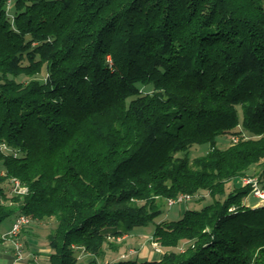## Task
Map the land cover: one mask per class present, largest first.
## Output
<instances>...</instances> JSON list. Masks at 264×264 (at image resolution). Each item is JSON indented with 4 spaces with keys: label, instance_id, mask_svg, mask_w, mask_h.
<instances>
[{
    "label": "trees",
    "instance_id": "trees-1",
    "mask_svg": "<svg viewBox=\"0 0 264 264\" xmlns=\"http://www.w3.org/2000/svg\"><path fill=\"white\" fill-rule=\"evenodd\" d=\"M255 167L264 190V0H0V226L55 220L48 264H99L203 191L161 258L100 264H264Z\"/></svg>",
    "mask_w": 264,
    "mask_h": 264
},
{
    "label": "rangeland",
    "instance_id": "rangeland-1",
    "mask_svg": "<svg viewBox=\"0 0 264 264\" xmlns=\"http://www.w3.org/2000/svg\"><path fill=\"white\" fill-rule=\"evenodd\" d=\"M45 76V75H44ZM23 78V77H22ZM231 136H223L220 138V143H225L223 147H226L227 145L230 144L231 141ZM209 145H195L192 149L191 152V157H197L200 155H203L206 153ZM257 172H259V168L255 167L251 172H250V177L248 176L244 181V183H248L250 180H255L257 176ZM252 184V183H248ZM234 185L231 183L229 184L228 190L232 191ZM179 197V196H178ZM177 199V198H176ZM221 199V198H220ZM173 200V199H172ZM254 200V199H253ZM170 201V200H169ZM256 201V200H255ZM213 202L212 197L209 195L207 191L200 192L199 194L196 195L194 201L189 202V204H186L185 202L183 203H178L173 206H169L167 202L162 201V214L159 216L153 223L150 224V226L144 228H137L141 231H135L134 233H131L129 235H126L122 238H110V242L113 244H116V247H119L117 250H112L109 246V244L105 245V250H106V256L104 259H99V264L104 262V261H116L120 259H128V258H139L140 260L142 259H154V258H161L165 251L167 250L164 248L159 242L155 241L152 237V234L157 226V224H160L163 221H173V220H178L181 218L183 215V212L186 209H199L200 207H203L204 205L210 204ZM15 217H11L7 220H5L1 226H0V232L1 233H7L14 221ZM31 226H35V228L38 229V236H34L33 241L38 243V247H45L48 243V234L50 231L56 226V221L51 219L47 221H37L34 223L32 222ZM9 229V230H8ZM4 233V234H5ZM19 241L23 245V250H24V256L27 251V247L21 238V235L19 236ZM109 242V243H110ZM10 243V242H9ZM11 245V243H10ZM13 246L10 249L5 245L0 246V256H2L4 253L10 250L13 253V259H14V251H13ZM159 249L161 251H159ZM36 257V255L34 256ZM93 259V256L87 253H83L79 256V261L82 262V264H91V261ZM26 259L24 258L20 262H24ZM39 264H48V259H44Z\"/></svg>",
    "mask_w": 264,
    "mask_h": 264
},
{
    "label": "built area",
    "instance_id": "built-area-1",
    "mask_svg": "<svg viewBox=\"0 0 264 264\" xmlns=\"http://www.w3.org/2000/svg\"><path fill=\"white\" fill-rule=\"evenodd\" d=\"M246 182V180H244ZM12 182V192L13 194H20L24 195L27 193L28 189L23 186L19 180L16 178H13L11 180ZM248 183H252L254 187V195L259 198L263 203H264V190H262L260 187H258L256 180H250ZM190 199V196L184 195V196H179L175 200H170L169 204L172 206L177 203H183L186 200ZM31 218L25 214H17L14 218V221L12 223V226L10 230L3 234V237L7 242H10L14 248V264L22 261L25 256H24V250H23V245L19 241V236L21 235V232L23 231L24 228L28 227L31 224ZM159 251H161L159 249Z\"/></svg>",
    "mask_w": 264,
    "mask_h": 264
},
{
    "label": "crops",
    "instance_id": "crops-1",
    "mask_svg": "<svg viewBox=\"0 0 264 264\" xmlns=\"http://www.w3.org/2000/svg\"><path fill=\"white\" fill-rule=\"evenodd\" d=\"M9 230V229H8ZM38 229L35 226H31L21 232V238L23 239L28 253L25 254V261L18 262L16 264H39L42 260L49 259V254L51 253V249L46 245L45 247H38V243L33 241L34 236H38ZM5 233V232H4ZM2 233V234H4ZM5 245L10 249L12 248V244L9 242L5 243ZM36 255V257H34ZM35 259V260H34ZM156 259V258H154ZM0 264H14L13 253L7 251L2 256H0Z\"/></svg>",
    "mask_w": 264,
    "mask_h": 264
}]
</instances>
